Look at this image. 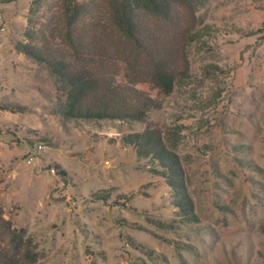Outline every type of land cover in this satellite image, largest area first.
I'll return each instance as SVG.
<instances>
[{"label": "rangeland", "instance_id": "1", "mask_svg": "<svg viewBox=\"0 0 264 264\" xmlns=\"http://www.w3.org/2000/svg\"><path fill=\"white\" fill-rule=\"evenodd\" d=\"M30 1L0 0V206L39 263L264 264V0H204L189 77L167 96L138 85L161 102L148 120L181 159L193 230L161 168L121 140L143 124L60 113L58 83L21 48ZM41 3L36 28L58 24L60 0Z\"/></svg>", "mask_w": 264, "mask_h": 264}, {"label": "trees", "instance_id": "2", "mask_svg": "<svg viewBox=\"0 0 264 264\" xmlns=\"http://www.w3.org/2000/svg\"><path fill=\"white\" fill-rule=\"evenodd\" d=\"M41 1H30L27 41L21 48L58 83L60 113L69 119L143 124L121 135V140L161 168L171 204L179 213L176 223H156L161 228L193 230L200 219L186 189L181 159L165 132L148 120L161 102L138 85L148 84L167 96L177 82L189 77L188 47L200 39L197 12L204 0H60L58 24L36 28ZM111 30L121 44L109 39ZM36 141L48 142L39 137ZM48 168L62 176L66 173L58 164ZM104 197L99 191L97 198ZM176 245L193 250L188 243ZM0 264H40L33 238L13 226L1 206Z\"/></svg>", "mask_w": 264, "mask_h": 264}, {"label": "built area", "instance_id": "3", "mask_svg": "<svg viewBox=\"0 0 264 264\" xmlns=\"http://www.w3.org/2000/svg\"><path fill=\"white\" fill-rule=\"evenodd\" d=\"M0 20H1V15H0ZM40 148H41V145H36L35 150L37 153L40 151ZM34 157H35L34 154L29 153L27 157V163H31L34 160Z\"/></svg>", "mask_w": 264, "mask_h": 264}]
</instances>
